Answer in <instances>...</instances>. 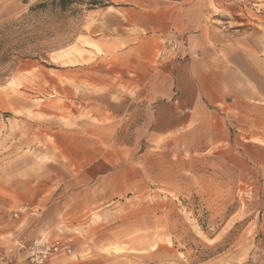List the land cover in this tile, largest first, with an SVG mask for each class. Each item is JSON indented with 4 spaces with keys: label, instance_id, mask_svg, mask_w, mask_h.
Returning <instances> with one entry per match:
<instances>
[{
    "label": "rangeland",
    "instance_id": "1",
    "mask_svg": "<svg viewBox=\"0 0 264 264\" xmlns=\"http://www.w3.org/2000/svg\"><path fill=\"white\" fill-rule=\"evenodd\" d=\"M232 1L235 21L264 22L256 16L264 15V0ZM41 2L0 0V261L10 259L1 244H11L25 264L57 257L75 264H264V138L258 147L181 149L179 156L175 148L145 149L125 163L95 160L93 142L91 163H73L52 130L77 126L41 111L78 109L58 85L66 75L57 68L80 60L90 45L89 8L39 9ZM253 28L264 59V27ZM117 143L108 148L115 161L124 153ZM35 241H58L59 249L31 262L27 248Z\"/></svg>",
    "mask_w": 264,
    "mask_h": 264
},
{
    "label": "crops",
    "instance_id": "2",
    "mask_svg": "<svg viewBox=\"0 0 264 264\" xmlns=\"http://www.w3.org/2000/svg\"><path fill=\"white\" fill-rule=\"evenodd\" d=\"M107 2L85 14L84 35L90 45L84 46L83 57L57 68L66 75V82L58 85H65L64 94L78 109L41 111L44 118L62 117L77 126L66 134L52 130L73 163H91L93 142L99 146L95 160L116 163L128 162L145 149L175 148L179 156L181 149L204 153L227 144H262L264 59L253 26L264 27V22L235 21L232 0ZM173 38L181 53L191 56H173ZM29 67L27 63L21 69ZM235 130L259 140L238 141ZM117 140L124 153L115 161L108 157V148ZM77 149L79 157L73 154ZM1 245L6 255L25 264L15 245ZM47 264L75 262L57 257Z\"/></svg>",
    "mask_w": 264,
    "mask_h": 264
},
{
    "label": "built area",
    "instance_id": "3",
    "mask_svg": "<svg viewBox=\"0 0 264 264\" xmlns=\"http://www.w3.org/2000/svg\"><path fill=\"white\" fill-rule=\"evenodd\" d=\"M169 52L175 57H185L186 58V57L191 56V52L186 51L184 52V54L181 53L180 43L178 39L176 38H173L171 40L170 46H169ZM27 249H28L27 258L31 262L40 263L47 257L48 253L59 249V242L58 241L44 242L43 244L39 245V243L35 241ZM7 264H18V263L15 261V259L10 258L7 260Z\"/></svg>",
    "mask_w": 264,
    "mask_h": 264
},
{
    "label": "trees",
    "instance_id": "4",
    "mask_svg": "<svg viewBox=\"0 0 264 264\" xmlns=\"http://www.w3.org/2000/svg\"><path fill=\"white\" fill-rule=\"evenodd\" d=\"M72 4H87L88 8L102 7L108 5L107 0H42L36 7L39 9H45L47 6L53 9H60L65 11Z\"/></svg>",
    "mask_w": 264,
    "mask_h": 264
},
{
    "label": "bare ground",
    "instance_id": "5",
    "mask_svg": "<svg viewBox=\"0 0 264 264\" xmlns=\"http://www.w3.org/2000/svg\"><path fill=\"white\" fill-rule=\"evenodd\" d=\"M112 249H114L115 251H119V250H121V249L118 248L117 246H113Z\"/></svg>",
    "mask_w": 264,
    "mask_h": 264
}]
</instances>
